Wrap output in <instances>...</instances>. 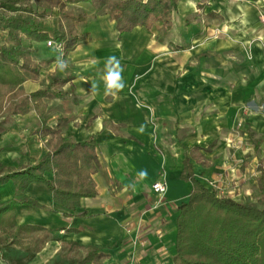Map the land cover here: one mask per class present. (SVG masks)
Segmentation results:
<instances>
[{
    "label": "crops",
    "instance_id": "crops-1",
    "mask_svg": "<svg viewBox=\"0 0 264 264\" xmlns=\"http://www.w3.org/2000/svg\"><path fill=\"white\" fill-rule=\"evenodd\" d=\"M79 7L86 19L75 48L63 53L66 69L55 64L61 52L41 47L31 54L38 74L22 84L26 94L48 89L44 123L56 128L62 121L61 135L41 132L35 108L15 115L0 138V165H32L64 135L92 138L97 194L72 212L53 202L46 185L30 183L24 194L50 210L15 207L18 227L45 230L18 239L43 235L41 250L55 241L62 254L71 244L96 246L106 255L100 264H173L177 207L191 190L180 178L182 160L195 147L204 164L191 162L203 186L238 202L257 200L264 175V0H178L166 33L158 24L119 34L105 11ZM113 55L125 87L106 95L102 77ZM157 181L163 194L152 189ZM14 193L11 180L0 184V208ZM10 241L0 246V264Z\"/></svg>",
    "mask_w": 264,
    "mask_h": 264
},
{
    "label": "trees",
    "instance_id": "trees-1",
    "mask_svg": "<svg viewBox=\"0 0 264 264\" xmlns=\"http://www.w3.org/2000/svg\"><path fill=\"white\" fill-rule=\"evenodd\" d=\"M32 1L0 0V34L10 42V45H0V138L9 129L8 123L13 116L26 114L32 108L37 110L43 121L41 132L51 137H60L62 132V121H58L56 128L44 123L42 99L49 94L48 89L26 94L22 88L25 81L38 74L22 38L35 42L52 39L62 45V52L66 54L75 48L80 38L77 26L86 18L83 12H61L63 24L48 34L38 19L42 14L33 7ZM177 2L63 0L62 5L89 4L96 10L105 11L119 34L129 32L136 26L152 29L158 24L161 32L166 33L172 26V14L177 9ZM193 150H199V147ZM194 151L182 160L180 178L191 184V190L187 201L177 207L173 264H264V175L257 179L256 202H238L217 195L215 190L206 188L195 178L191 159L199 164L204 163ZM99 167L96 144L92 138L75 142L65 135L32 165L17 169L0 165V184L11 180L15 187L13 198L0 208V246L6 244L10 237L12 241L18 240L22 232L45 231L38 226L18 227L14 221L13 211L19 205L50 210L24 194V189L30 183L46 185L54 203L76 212L81 199L96 196L92 174ZM47 172L52 173V179L45 177ZM69 246L71 248L63 254V257L70 259L68 264H100L106 256L96 246ZM39 250L37 246L27 257L10 259L9 263L26 264Z\"/></svg>",
    "mask_w": 264,
    "mask_h": 264
},
{
    "label": "rangeland",
    "instance_id": "rangeland-1",
    "mask_svg": "<svg viewBox=\"0 0 264 264\" xmlns=\"http://www.w3.org/2000/svg\"><path fill=\"white\" fill-rule=\"evenodd\" d=\"M33 7L37 10L39 14H42L41 17H38L40 21H42L44 27L47 31H52L58 27L59 24H63L61 20L60 13L61 12H73L78 13L82 8L77 5H62V0H33ZM49 32V33H50ZM22 43L24 46L28 47L29 53L34 55L32 51H35L41 47H46L49 50V46H47L46 41L43 42H35L25 38H22ZM0 45H10L9 40L3 34H0ZM35 56V55H34ZM44 236H37L36 239H18L14 241H10V243L5 248V255L7 258L17 257L18 255H25L27 257L30 254V251L35 249L37 246L40 247L45 244ZM11 242H15V245H10ZM57 243L52 241L45 249H42L37 253V261L34 264H68L69 258L63 257V248L55 250ZM29 248V250H28ZM0 253H2L0 251ZM5 255L1 256L2 258H6ZM1 258V259H2ZM3 258V262L9 264V260ZM77 260V257L74 258Z\"/></svg>",
    "mask_w": 264,
    "mask_h": 264
},
{
    "label": "clouds",
    "instance_id": "clouds-1",
    "mask_svg": "<svg viewBox=\"0 0 264 264\" xmlns=\"http://www.w3.org/2000/svg\"><path fill=\"white\" fill-rule=\"evenodd\" d=\"M146 2V0H145ZM55 64L57 68L61 71L65 70L67 67V61L63 58V52L57 56ZM123 68L120 65L119 59L116 56H109L105 63V72L103 75V81L105 85L106 95H116L125 87L124 79L122 76ZM93 90L98 88V85L92 84ZM141 175H146V173H141Z\"/></svg>",
    "mask_w": 264,
    "mask_h": 264
},
{
    "label": "built area",
    "instance_id": "built-area-1",
    "mask_svg": "<svg viewBox=\"0 0 264 264\" xmlns=\"http://www.w3.org/2000/svg\"><path fill=\"white\" fill-rule=\"evenodd\" d=\"M46 44H47V46L53 47L56 50H58L59 52H62V45L55 43L52 39H48L46 41ZM152 189L157 193L163 194L165 192V184L160 182V181H157V182L153 183Z\"/></svg>",
    "mask_w": 264,
    "mask_h": 264
}]
</instances>
